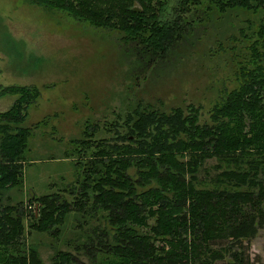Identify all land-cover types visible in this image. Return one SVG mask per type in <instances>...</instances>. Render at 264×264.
<instances>
[{"label":"trees","instance_id":"trees-1","mask_svg":"<svg viewBox=\"0 0 264 264\" xmlns=\"http://www.w3.org/2000/svg\"><path fill=\"white\" fill-rule=\"evenodd\" d=\"M37 1L118 31L149 67L177 56L211 11L221 30L207 54L231 68L234 89L217 94L209 121L191 104L165 112L137 103L103 123L110 129L84 130L62 151L74 181L13 203L10 191H22L33 162L24 102L38 90L0 88V98L20 96L0 112V264H47L28 243L33 234L55 243L50 264H258L251 246L264 228V0ZM227 13L243 16L225 26Z\"/></svg>","mask_w":264,"mask_h":264},{"label":"rangeland","instance_id":"rangeland-1","mask_svg":"<svg viewBox=\"0 0 264 264\" xmlns=\"http://www.w3.org/2000/svg\"><path fill=\"white\" fill-rule=\"evenodd\" d=\"M36 2L0 0V88L38 90L37 97L24 102L22 126L34 129L29 144L33 162L22 191H10L13 203L26 201L28 194H47L49 184L61 187L74 181L75 165L63 158L62 151L69 148V140L82 138L84 130L110 129L103 123H111L137 103L165 112L191 104L199 108L201 121H209L217 94L234 89L231 68L207 54L221 30H217L221 19L216 20L220 16L211 11L204 31L198 30L194 36L198 37L179 48L177 56L156 57L149 67L145 60L136 61L129 45L121 44L118 31ZM242 16L227 13L225 26ZM18 97L0 98V112ZM28 243L37 246L40 258L50 264L56 247L51 238L33 234ZM251 252L254 259L260 255L258 264H264V228Z\"/></svg>","mask_w":264,"mask_h":264}]
</instances>
